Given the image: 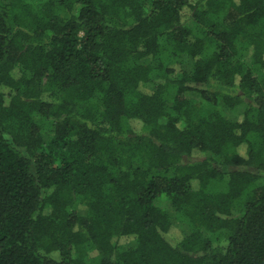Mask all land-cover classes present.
I'll list each match as a JSON object with an SVG mask.
<instances>
[{
  "label": "trees",
  "instance_id": "trees-1",
  "mask_svg": "<svg viewBox=\"0 0 264 264\" xmlns=\"http://www.w3.org/2000/svg\"><path fill=\"white\" fill-rule=\"evenodd\" d=\"M0 264H264V0H0Z\"/></svg>",
  "mask_w": 264,
  "mask_h": 264
},
{
  "label": "rangeland",
  "instance_id": "rangeland-1",
  "mask_svg": "<svg viewBox=\"0 0 264 264\" xmlns=\"http://www.w3.org/2000/svg\"><path fill=\"white\" fill-rule=\"evenodd\" d=\"M37 1H40V0H37ZM189 96L192 99L198 98V95L196 93H191V94H189ZM241 112H242V108H238L236 110L225 109L224 114L229 120H235V119H238L240 117ZM192 160H194V159H192ZM157 203L160 207L165 209L170 214V216L172 217L173 224L175 225L176 229L180 230L184 234H187L189 231L188 226L185 223L178 220L177 218H175V213H174L171 205L165 200L157 201ZM208 236H209V234H208Z\"/></svg>",
  "mask_w": 264,
  "mask_h": 264
}]
</instances>
